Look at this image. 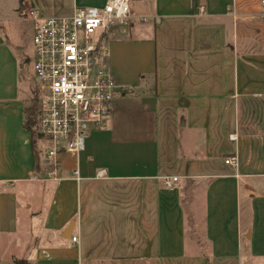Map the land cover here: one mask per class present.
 I'll use <instances>...</instances> for the list:
<instances>
[{
  "label": "crops",
  "instance_id": "1",
  "mask_svg": "<svg viewBox=\"0 0 264 264\" xmlns=\"http://www.w3.org/2000/svg\"><path fill=\"white\" fill-rule=\"evenodd\" d=\"M106 2L0 0V25ZM131 6L145 21L105 36L128 91L79 156H60L58 179L35 163L28 88L0 29V264H264L262 0Z\"/></svg>",
  "mask_w": 264,
  "mask_h": 264
},
{
  "label": "built area",
  "instance_id": "2",
  "mask_svg": "<svg viewBox=\"0 0 264 264\" xmlns=\"http://www.w3.org/2000/svg\"><path fill=\"white\" fill-rule=\"evenodd\" d=\"M131 1L77 6L69 15L48 16L32 9L25 16L34 29L37 128L48 167L44 180L59 178L60 156H79L89 133L105 123L115 101L128 91L107 63L105 36L117 24L145 21L133 10ZM225 163L237 165V157L229 156ZM73 173L78 175V169ZM177 180L167 176L165 184L172 187ZM73 241L78 237L73 236Z\"/></svg>",
  "mask_w": 264,
  "mask_h": 264
},
{
  "label": "rangeland",
  "instance_id": "3",
  "mask_svg": "<svg viewBox=\"0 0 264 264\" xmlns=\"http://www.w3.org/2000/svg\"><path fill=\"white\" fill-rule=\"evenodd\" d=\"M8 13L12 15L10 10H8ZM27 14L28 12L25 13L24 17ZM13 17L20 19V14L15 13ZM112 28L110 32L113 30ZM0 29L1 30L3 29L4 33L6 34V39H8L10 44L14 45V48L18 54L19 63H20L18 76H19V80H21V84H23L25 88L26 87L28 88V90L26 91V106L29 108V106L33 103L34 98L37 99V89L39 88L38 81L35 77L34 64H33L34 62L33 23L32 21H28V20H10V21H5L2 25H0ZM138 112L139 109L133 111V113H131L130 115L132 119L135 121L137 120L136 114H138ZM39 146H40V142H39ZM41 161L43 160L40 158V162ZM259 261L261 263L264 262V260H259Z\"/></svg>",
  "mask_w": 264,
  "mask_h": 264
},
{
  "label": "trees",
  "instance_id": "4",
  "mask_svg": "<svg viewBox=\"0 0 264 264\" xmlns=\"http://www.w3.org/2000/svg\"><path fill=\"white\" fill-rule=\"evenodd\" d=\"M22 67V65H21ZM36 98H34L33 103L29 106V108L26 106L25 110V128L29 131H31L33 136V144L35 147V157H36V165L38 166L40 157L38 155V151L40 150L38 144L41 143V134L38 132L37 128V110H36ZM16 264H30L25 259H17L15 261Z\"/></svg>",
  "mask_w": 264,
  "mask_h": 264
}]
</instances>
